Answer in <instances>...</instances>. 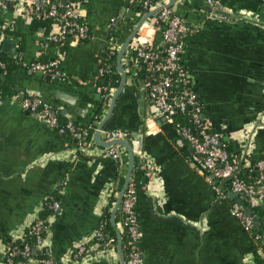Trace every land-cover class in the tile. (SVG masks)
<instances>
[{
	"label": "crops",
	"instance_id": "1",
	"mask_svg": "<svg viewBox=\"0 0 264 264\" xmlns=\"http://www.w3.org/2000/svg\"><path fill=\"white\" fill-rule=\"evenodd\" d=\"M10 3L8 11H0V38L17 43L16 58L7 59L19 61L22 67L9 82L14 95L5 98L0 93V160L16 172L9 192L13 198L20 193L22 200L8 223L0 225V264H5L1 247L11 242L15 230L40 217L43 202L51 195L65 210L51 217L52 235H48L52 256L61 264L80 243L94 238L105 208L111 205L112 213L124 186L127 150L119 146L121 158L116 161L109 149L94 140L109 109L106 103L101 106L104 96H112L121 81L116 69L107 92L99 91L100 56L109 46L118 54L131 27L145 15L139 0H72L90 29V38L74 39L61 51L52 41L58 33L55 23L30 13L40 4L46 7L50 0ZM222 4L225 12L244 20L211 17L205 10L207 0H179L173 10L197 28L183 37L184 55L205 118L212 131L223 133L225 150L239 165L243 163L240 172L255 177V164L264 157V0H222ZM146 22L154 26L153 17ZM151 37L154 44L163 46L161 33ZM133 44L135 38L122 59L127 85L101 133L130 132L135 140L136 135H144L132 176L144 264H173L177 250L184 247L197 253L195 258L207 248H216L236 264H259L253 254L254 236L232 213L234 201L215 193L211 175L196 153L148 97L133 62ZM55 61L62 78L30 69L37 62ZM16 96L42 97L68 122L94 125L90 152L82 151L69 134L49 127L38 115L27 114L14 101ZM254 121L260 125L250 141L248 134H236ZM105 138L101 135L102 142H108ZM229 182L222 184L224 189ZM117 227L122 233L121 224ZM107 250L89 255L82 264H120L116 248L115 255Z\"/></svg>",
	"mask_w": 264,
	"mask_h": 264
},
{
	"label": "built area",
	"instance_id": "2",
	"mask_svg": "<svg viewBox=\"0 0 264 264\" xmlns=\"http://www.w3.org/2000/svg\"><path fill=\"white\" fill-rule=\"evenodd\" d=\"M139 1L142 14L144 15L157 7H163L153 17L154 26L150 22H145L135 37L136 44H133L136 57L148 65V71L162 73L161 78L157 81L150 78L143 80L148 97L157 107L159 113L172 124H174V116L177 113H184L187 110L193 111L192 119L200 130L198 133H193L189 128L179 130L182 138L191 146L209 175L214 176L220 182L232 177L230 191L241 199L247 200L253 208L260 206L264 200V157L255 164L259 177L258 185H248L237 176L238 161L232 158L222 146L223 133L212 131L207 121L205 125L201 123L203 104L193 89L190 71L188 69H181L178 62L179 56L185 53L183 37L189 34V25L183 17L174 12L173 8L165 7L169 0ZM207 4L212 6L213 9H223L222 0H207ZM9 9L10 0H0V11L4 12ZM30 13H37V15L45 19H50L55 23L58 33L53 36V42H58L60 36L65 34L66 31L75 33V39L79 41H86L90 38V29L82 19V16L73 5L65 1L59 0L50 5L49 9H46V7L40 4L34 9H31ZM144 29L145 31L143 32ZM146 30L151 35L156 32L161 33L163 46L154 44L151 41V35L149 36V33L146 34ZM161 52L166 55L165 62H160ZM58 64V61L49 64L37 62L31 64L30 69L35 72L50 75L52 79L62 78L61 73L57 69ZM0 71L4 74L5 63L2 61H0ZM102 73L103 70L100 69V74L102 75ZM173 74L176 75V80H173ZM173 81L183 86L181 97H171L169 91ZM99 91L106 93L107 89L103 90L99 88ZM106 97L104 96V98ZM14 101H17L24 111L41 117L49 127L57 130L59 133L68 131L70 137L77 141L82 151L90 152L93 146V139L91 138L90 141L86 140L88 127H76L74 123L68 122L65 128H59L56 116L57 111L52 106L44 103L39 97L34 96L20 99L16 96L14 97ZM103 134L106 135L104 141L126 140L130 142L132 148H136L137 141L132 139L131 135L125 131L102 132L101 135ZM109 153L114 160H120L121 151L119 146L110 148ZM211 183L213 184L215 193L220 198H225V189L213 180H211ZM136 201V183L132 179L120 205L123 217L121 228L122 230L124 228L127 234L126 249L128 254L125 256L126 264H144L143 251L139 246L141 232L136 211ZM44 208H48L55 215L61 208V202L53 195L48 196L43 202ZM232 213L241 222L244 230L254 236L256 247L259 249L262 257H264V240L260 234L254 231L255 225L252 219L236 204L233 205ZM50 226L51 218L45 220L37 215L34 217L33 222H28L18 230H15L11 235V242L16 245H4L1 247V255L5 264H58L52 256V251L48 243ZM28 236L34 237L35 248L28 242ZM94 238L96 240L103 239L101 226L96 230ZM89 243L90 241L80 243L68 254L66 260L61 264H82L89 255L101 252L98 245L89 246ZM105 247L103 250H106V252L108 251L107 249L115 252L116 247L112 245V241H108ZM37 251H41L44 255V258L39 261L34 260L32 256ZM19 257L20 259H18Z\"/></svg>",
	"mask_w": 264,
	"mask_h": 264
},
{
	"label": "water",
	"instance_id": "3",
	"mask_svg": "<svg viewBox=\"0 0 264 264\" xmlns=\"http://www.w3.org/2000/svg\"><path fill=\"white\" fill-rule=\"evenodd\" d=\"M178 1L179 0H169L165 7L166 8H173V6ZM162 9H163L162 6L153 9L152 11L147 13L145 16H143L135 26L131 27L132 32H131L130 36L128 37L127 41L125 42L124 46L122 47V49L119 51L118 56H117V71L119 72V74L121 76V81L117 86L116 92L112 96H107L104 99V103L109 105V109H108L107 115L99 123L97 130L95 132V136H94V140L99 147H104V148L110 149L113 147L122 146L127 150L128 154H129L128 174L125 178L124 186H123V188H122V190L118 196L117 201L114 204V207H113V210L111 213V224H112V226H113V228L117 234V237H118V244L116 246V250L118 253V258H119L120 264H126V259H125V255H124V251H123V237H122L121 231L117 227L116 216H117V213L120 209V205L122 203L125 191L127 190L128 186L132 180L134 167H135V164H134L135 163V153L141 152L144 135L141 134V135L135 136L137 138V140H136L137 145H136V148H132V146L126 140H113V141H109V142H102L101 141V131L105 128L106 124L112 118V116L115 112L117 102H118L120 96L124 93V89L127 85L128 74L125 72V70L122 67V59L125 55V52H126L127 48L132 44L134 38L136 37V35H137L139 29L142 27V25L149 18H152L156 14H158ZM205 10L209 15L213 14L211 16L213 18L225 17V18H231L234 20H244L241 17H238V16L232 15L228 12H225L223 9H213V7L208 5V4H207V7ZM16 48H17V43L14 40L9 39V38L4 37V36H2L0 38V57L6 58V59L8 57H10V58L15 59L16 58L15 57ZM39 73H41V72H39ZM0 79L7 82V78L5 77V75L1 71H0ZM14 93L17 94L16 91ZM37 97H39V96H37ZM21 98L23 99L24 97L22 96ZM39 98L44 103L52 106L51 104L45 102L42 97H39ZM98 99L101 100L100 95L98 96ZM1 101H4V99L1 98ZM52 107H54V106H52ZM26 113L29 114V112H26ZM259 125H260L259 121L250 122L245 127L238 130L236 132V134L239 136L241 135L243 137L245 136V134L246 135L248 134V139L250 141L253 133L255 132L257 127H259ZM0 141H2L1 138H0ZM6 157L9 158L8 153L6 154V156L4 154L2 157V160L4 162H5L4 159H6V160L8 159ZM0 165H4L3 168H0V214H1L0 225L3 226V225L8 223V221L11 218L14 211L19 209L18 205L21 203L22 199H21L20 193H18L17 197L14 196V198H13L12 194L9 192L10 186L15 182L14 178L16 176L15 175L16 172L12 171L10 168H6V163L1 162V160H0ZM242 165H243V163H241V165L238 166V170H237L238 173L241 171ZM211 179L216 184H220V186L223 188L222 184L227 182V181H231L232 177L225 179L222 182H220L218 179H216L212 175H211ZM225 194L230 199H232L234 201V203L240 209H242L246 215H248L252 219L256 229L258 231H263V233H264L263 222L256 215L255 210L250 205V203L245 199H241L239 196H237L236 194H234L231 191L230 192L225 191ZM64 211H65L64 210V204L61 203V208L55 214V218H56L57 214H61ZM51 235H52V224L50 226V236ZM190 250H191V248H188V247L178 249L176 256H175L176 258H175L173 264H236L235 261L233 260V258H231L229 255H226L223 251L216 249V248H207L196 258L193 256H195L197 253L194 254ZM89 264H91V263H89Z\"/></svg>",
	"mask_w": 264,
	"mask_h": 264
},
{
	"label": "trees",
	"instance_id": "4",
	"mask_svg": "<svg viewBox=\"0 0 264 264\" xmlns=\"http://www.w3.org/2000/svg\"><path fill=\"white\" fill-rule=\"evenodd\" d=\"M59 0H50V3L48 5H46V9H49L50 5L56 3ZM65 1L69 4L72 5V0H62ZM11 5V3H10ZM142 10V8H141ZM197 30L196 27H192L189 26V33H195ZM75 39V33H71L70 31H66L65 34H63L62 36H60V40L58 42H54L56 46L60 47L61 51H64L67 47L68 44H70L73 40ZM117 52L116 51H112V47H108L100 56L101 59V69L103 70V73L100 77V79L98 80V86L101 89H105L107 88V86L110 85L113 75L116 72L117 69ZM133 57V62H135L138 65V72H137V76L139 77V79L141 80H145L147 78H150L154 81H157L161 78V72H150L148 71V65L143 63L141 60H139L136 57V54H132ZM0 61L5 63V71L4 75L7 78V82L3 81L0 79V93L3 97L8 98V97H12L13 94V87L10 85L9 82H11L13 74L21 69L22 67V63H20L17 60H9L6 58H2L0 57ZM166 61V55L164 53L161 52L160 55V62H165ZM179 65L181 67V69H187L186 66V56L184 54H181L179 56ZM173 80H176V75L173 74L172 75ZM170 95L171 97H181L182 92H183V86L176 82L173 81L172 86L170 87ZM103 104V105H102ZM101 104V106L104 107V102ZM102 108V107H101ZM192 115H193V111L191 110H187L184 113H177L174 116V125L176 126L177 130H182L184 128H189L191 129V131L193 133H198L200 128H198V126L194 123L193 119H192ZM57 119H58V123H59V128H65L66 124L68 123V120H66L64 117L61 116V114L57 111ZM205 117V109L204 106L201 110V123L202 125H205L206 123V118ZM76 127H79V125L75 124ZM94 129L95 126H89L88 127V136L86 138L87 141H90V139L93 136L94 133ZM129 135H131L130 132H127ZM65 134H69L68 131H65ZM238 178L242 179L243 181H245L248 185H252V186H257L258 185V173L255 177H250L248 175H245L242 172H239L237 174ZM225 189L226 191H230V182L228 184L225 185ZM111 204V202H110ZM256 215L259 217V219L263 222V226H264V200L262 202V204L258 207L254 208ZM54 214L52 213V211H50L48 208H44L41 212H40V218L41 219H45L48 220L49 218H51ZM122 221H123V217H122V213H121V209H119L117 216H116V223L117 224H121L122 225ZM100 226L102 227V233H103V239L101 240H96L95 238L92 239L89 243V246L92 245H98V248L100 249H104L105 244L108 241H112V245H114L115 247L118 244V237L117 234L111 224V205H108L103 214L101 215L100 218ZM99 226V227H100ZM254 231L257 232L258 234H260L263 237L264 240V234L262 231H258L256 229V227H254ZM122 237H123V251H124V255L127 256L128 251L126 249L127 246V234L125 232V229L123 228L122 230ZM28 242H30V244L33 246V248H35V241H34V237L32 236H28ZM8 245H16L15 243L13 244L12 242L8 243ZM258 248H254L253 250V254L255 259L257 260V262L259 264H264V257L261 256V254L258 251ZM34 260H41L44 258V255L41 251H37L35 253L32 254ZM20 259V257L18 258Z\"/></svg>",
	"mask_w": 264,
	"mask_h": 264
},
{
	"label": "rangeland",
	"instance_id": "5",
	"mask_svg": "<svg viewBox=\"0 0 264 264\" xmlns=\"http://www.w3.org/2000/svg\"><path fill=\"white\" fill-rule=\"evenodd\" d=\"M113 253V252H112ZM116 252H114V254H115Z\"/></svg>",
	"mask_w": 264,
	"mask_h": 264
}]
</instances>
